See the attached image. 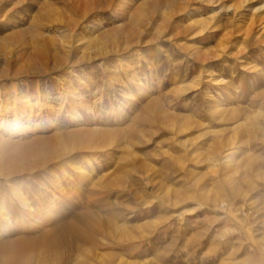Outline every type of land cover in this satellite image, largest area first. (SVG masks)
<instances>
[{
	"label": "rangeland",
	"instance_id": "374dc122",
	"mask_svg": "<svg viewBox=\"0 0 264 264\" xmlns=\"http://www.w3.org/2000/svg\"><path fill=\"white\" fill-rule=\"evenodd\" d=\"M0 137V264H264V0H0Z\"/></svg>",
	"mask_w": 264,
	"mask_h": 264
},
{
	"label": "bare ground",
	"instance_id": "6f19581e",
	"mask_svg": "<svg viewBox=\"0 0 264 264\" xmlns=\"http://www.w3.org/2000/svg\"><path fill=\"white\" fill-rule=\"evenodd\" d=\"M244 1H246V0H244ZM161 25H163V24H161ZM19 122H20V121L18 120L17 122H15V123L12 125V127H11L12 130H14V131L16 130V131H18V132L21 131V129L18 128V126L20 125ZM12 130H11V131H12ZM9 133H10V132H9ZM10 134H11V133H10ZM5 140H6V139H3V138L0 137V141H1V142L5 141ZM228 156H229V155H226V158H227Z\"/></svg>",
	"mask_w": 264,
	"mask_h": 264
}]
</instances>
